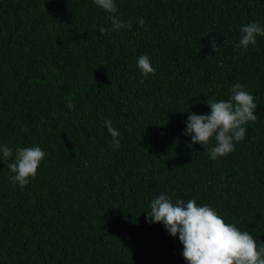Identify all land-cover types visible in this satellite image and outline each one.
I'll list each match as a JSON object with an SVG mask.
<instances>
[{
  "label": "trees",
  "instance_id": "1",
  "mask_svg": "<svg viewBox=\"0 0 264 264\" xmlns=\"http://www.w3.org/2000/svg\"><path fill=\"white\" fill-rule=\"evenodd\" d=\"M115 2L132 28L101 35L112 14L93 0H0V146L45 153L23 189L0 154V264H187L178 236L147 222L161 194L264 243V36L237 47L242 25L264 26V0ZM235 83L258 120L213 160L214 139L183 134L188 111L209 114Z\"/></svg>",
  "mask_w": 264,
  "mask_h": 264
},
{
  "label": "clouds",
  "instance_id": "2",
  "mask_svg": "<svg viewBox=\"0 0 264 264\" xmlns=\"http://www.w3.org/2000/svg\"><path fill=\"white\" fill-rule=\"evenodd\" d=\"M93 3L104 12L112 14L109 17L111 28L100 27L101 35L132 28L131 21L125 22L116 15L118 9L115 0H93ZM138 23L143 26L145 21L141 17L138 18ZM240 33L237 47L247 49L249 45L256 44L257 36H264V26L252 21L242 25ZM210 46L214 52L217 48L215 38H210ZM137 68L145 79L155 74L147 55L138 57ZM245 89L246 85L235 83L227 100L209 99L206 103L210 108L209 114H197L187 110L183 134L191 136V144L201 146L209 145L214 139L215 145L208 149L213 160L233 152L235 144L245 139L246 125L254 124L258 120L255 114L257 104ZM66 106L70 110L74 109L71 101ZM103 124L112 137L111 146L118 148L120 133L112 127L111 120H104ZM0 154L3 160L11 161L7 164L12 173L10 180L21 189L30 179L36 177L45 157L44 151L38 146L15 149L6 145L0 146ZM147 222L162 223L171 236H178L183 245L182 256L187 264H264V243L258 244L248 231H241L235 224L226 223L214 208L207 204L197 205L195 199L187 203L183 199L173 202L171 197L161 194L151 201Z\"/></svg>",
  "mask_w": 264,
  "mask_h": 264
}]
</instances>
